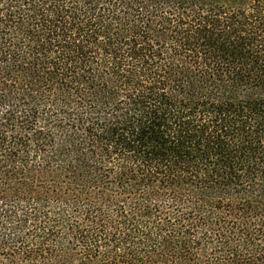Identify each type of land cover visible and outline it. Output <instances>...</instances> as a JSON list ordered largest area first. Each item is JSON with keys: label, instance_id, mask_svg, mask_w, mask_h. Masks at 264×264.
<instances>
[{"label": "trees", "instance_id": "obj_1", "mask_svg": "<svg viewBox=\"0 0 264 264\" xmlns=\"http://www.w3.org/2000/svg\"><path fill=\"white\" fill-rule=\"evenodd\" d=\"M0 264H264V0H0Z\"/></svg>", "mask_w": 264, "mask_h": 264}]
</instances>
